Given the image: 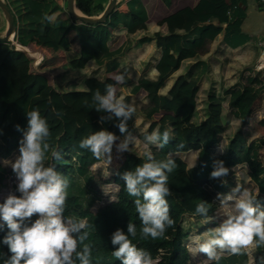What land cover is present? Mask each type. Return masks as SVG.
Here are the masks:
<instances>
[{
	"label": "trees",
	"instance_id": "16d2710c",
	"mask_svg": "<svg viewBox=\"0 0 264 264\" xmlns=\"http://www.w3.org/2000/svg\"><path fill=\"white\" fill-rule=\"evenodd\" d=\"M164 1L170 3V0ZM5 2L15 17V41L21 46L27 47L34 37L42 36L49 37L55 47L67 51L72 44L71 34H74L78 40L79 51L69 62L73 70H83L89 63L94 62L97 66L103 67L106 73L118 71L121 68L119 59L131 50L132 42L129 41L125 46H114L113 31L122 27L129 35H134L138 31L147 30L148 14L141 0L129 1L128 13L114 11L105 23L98 25H88L72 19L63 6V0H5ZM239 2L240 0H232L230 3L227 0H201L193 10L182 11L165 20L170 32L167 36L153 34L139 41L140 44H144L155 40L161 50V57L155 66L156 78L142 76L132 84L129 94L123 97L125 102L130 104L133 97L144 98L141 106H134L135 113L133 119L129 121V130L135 132L137 115L144 121H151L162 112L175 118L171 126L157 127L161 133L168 129L171 140L168 145L158 147L153 152L156 160H164L172 153L177 164L173 172L168 174L171 195L166 197L170 217L175 223L173 227L166 229L164 236L156 239L141 236V221L134 204L137 197L127 193L125 182L121 178L122 173L134 170L146 160L134 153L126 154L115 175V183L119 187L115 201L94 212L92 209L103 198V192L102 185L92 180L91 168L104 159L97 160L89 150L79 146H74L70 155L55 161L52 159L51 152L55 151L54 143L57 137L52 136L51 129L57 103L52 106L49 98L42 97L50 86L49 79L44 74L33 71V59L27 53L16 51L10 47V42L0 43V148L5 144L4 147L10 151L16 150L17 144L23 138L21 137L23 131L28 127L26 111L38 109L43 118L52 116V122H48L51 149L46 156L45 165H54L56 170L69 180L64 215L88 222L89 236L84 243L92 248L91 264H121L112 255L114 246L111 238L117 229H123L127 233L130 222L136 225L137 235L129 238L138 248L150 251L153 258L159 256L160 264H190L192 257L186 247L189 231L182 226L183 217L185 215L199 217L195 208L204 201H207L208 216H212L218 208L215 191L228 193L220 183L212 189L209 188L217 180L210 178L213 161L216 159L223 160L229 169L246 164L258 181L260 194L264 195V170L255 154L257 151L264 153V138L248 143L242 149L243 156H237L233 154L232 145L235 139L232 136L228 138L223 154L219 157L213 154V149L226 134L224 104H227L231 117L245 122L254 103L264 91V72L248 77L239 86L227 89L223 96L218 95L214 88L209 91L206 99L211 133L203 142L192 141L187 136L186 128L193 124L199 125L194 120L198 113L200 83L209 71L207 62L200 59L196 61L192 76H179L167 94L161 93L169 77L181 68L184 61L198 58L207 45L222 33V28L212 23H202L199 16L217 13L223 19L235 22L244 18ZM75 3L79 11L89 17H99L105 10L104 0H75ZM234 7L237 8L234 10ZM230 10H233L231 17L228 16ZM47 17H54L53 22L49 23ZM235 35L239 33L233 36ZM227 42L231 41L227 39ZM230 45L236 47L239 43ZM107 84H114L116 87V83L107 78L104 81L91 78L85 79L80 88L72 87L68 90L57 83L56 90L63 100L75 98L78 103L86 104L87 112L93 114L96 120L95 130L91 134L107 129L120 136L119 129L115 127L117 121L100 123V116L103 113L95 110L92 100L95 91ZM178 145L183 147L180 148ZM189 152L198 153V162L193 167H189L180 157L181 154ZM8 171V168L0 163V188L5 186ZM16 195L20 194L16 191ZM38 218V215H34L31 220L34 222ZM0 225H3L0 228V264H3L4 259L11 253L2 243L9 229L3 221H0ZM262 258L264 246H258L254 253L255 263L262 264ZM248 263L249 256L243 251L237 255L222 256L212 264ZM76 264H79V261Z\"/></svg>",
	"mask_w": 264,
	"mask_h": 264
},
{
	"label": "clouds",
	"instance_id": "9594fccd",
	"mask_svg": "<svg viewBox=\"0 0 264 264\" xmlns=\"http://www.w3.org/2000/svg\"><path fill=\"white\" fill-rule=\"evenodd\" d=\"M47 20L51 23L54 17H47ZM114 80L121 84L125 75L116 74ZM92 100L95 110L103 113L100 123L117 121L115 127L119 129L120 136L103 129L82 138L79 147L89 150L97 160L105 159L111 163L114 147L117 153L123 154L131 152L135 145L136 136L128 127L135 107L117 95L114 84H107L104 94L96 90ZM26 117L28 127L23 131L19 144L20 155L12 164L18 180L16 191L20 195L9 194L0 203V219L9 229L2 243L11 253L3 264H76L77 261L79 264H91L92 248L84 243L89 236L88 222L64 215L69 180L54 165H45L51 149L47 119L38 109L26 111ZM144 140L163 148L169 144L171 134L168 129L162 133L157 129L145 135ZM219 150L224 151L222 144ZM51 155L57 160L62 158L59 150L52 151ZM176 167L172 153L164 160H156L148 153L146 162L121 174L127 193L137 197L134 204L141 221L142 237H162L167 228L174 226L166 197L171 195L168 174ZM212 167L210 178L227 184L223 178L229 175L230 169L225 162L216 159ZM216 200L228 211L217 227L190 237L186 245L189 252L202 253L209 260L218 261L220 252L225 250L237 255L252 247L264 246V204L258 202L254 194L237 184L227 194L218 193ZM208 211L207 201L195 208L196 214L205 219ZM34 215L39 218L33 222L31 218ZM136 235L137 227L131 222L127 233L117 229L111 238L114 246L112 255L121 264H160L159 256L153 258L150 251L138 248L129 238Z\"/></svg>",
	"mask_w": 264,
	"mask_h": 264
},
{
	"label": "rangeland",
	"instance_id": "374dc122",
	"mask_svg": "<svg viewBox=\"0 0 264 264\" xmlns=\"http://www.w3.org/2000/svg\"><path fill=\"white\" fill-rule=\"evenodd\" d=\"M62 3L63 6L66 7V2H64V0ZM6 24L7 18L3 15L2 11H0V28L2 26L1 29H4L0 32V35L5 32ZM135 57H137V55ZM32 58H34V56H32ZM131 64L127 65L128 68H131V71L129 72V77H125L124 82L118 84V86L116 83L117 95L120 97H124L126 94H129L132 84L137 82L141 77V65L135 64V61H133ZM53 69L51 71L52 76L50 74L48 75L51 84L55 85L59 83L62 88H65L66 90L71 89L72 87L80 88L82 82L85 81L87 77H93L92 75L96 76L101 81H104L106 78V76H104L102 73L98 74L97 72H94V70L89 69L85 75H76L75 77H71V75H69L67 76L69 79H61L60 81L57 80L56 75L53 73L55 72L54 70L57 69ZM65 74L67 73H64L63 75L65 76ZM98 90L103 93L105 90V85L100 86ZM206 97V95H201L199 97L198 113L194 120V122L199 125L196 126L193 124L189 125L186 128L187 136L192 141L203 142L210 136L211 133V121L209 120L207 114ZM53 100L54 104L57 103V106L55 109V113L53 114L54 122L52 124L53 127L51 129V132L52 136L57 137L56 142L54 143L55 151L59 150L62 153V157H64L70 155L74 146H79V141L82 138L91 135V132L95 130L94 123H96V120L93 114H89L87 112L86 104L78 103L75 98H66L63 100L60 98V96H53ZM143 100V96L133 97L132 105L141 106ZM260 103H262L263 105H261L262 109L260 108L261 106L257 105L256 112L254 111V113H252V117H250V115V118L248 117L245 122H241L231 117L227 104H224V122L226 127V134L222 138L221 142L213 149V154L215 157H219L221 154L224 153V151L221 152L219 150V146L222 144V147L225 150L228 144V138L232 136H234L235 139L232 145V150L233 154L237 156H243L242 149L244 148V146H247L248 143L257 141L260 138H264V97L260 98ZM174 121L175 119L172 117V115L164 113L156 116L151 121L141 120V117L138 115L135 117L136 130L133 134L136 136V142L135 145L132 147V151L120 154L116 152L114 147L113 159L111 163L104 159L101 163L91 168V178L94 182L102 185L103 192V198L99 202H97V204L92 209L94 212H96L101 207L115 201L116 194L119 189L118 185L115 183V175L117 170L123 163L126 154L134 153L143 157L146 160L147 154L151 153L153 155V152L157 150L158 147L146 143L144 140L145 135L151 134L154 130L157 129L159 124H166L171 126ZM19 144H17V148L14 151H10V149L4 146L0 148V163L6 166L9 170L7 173V179L4 182L5 186L3 188H0V195H2L5 191H12V189L14 194L16 193L15 191L17 188V184L15 183V181H12L15 176V173L12 169V164L20 155ZM255 154L264 170V153L262 151H257L255 152ZM180 157L188 164L189 167L195 166L198 162L197 152L181 154ZM52 159L54 161L57 160L53 157ZM223 179L227 180V184H223L221 180H216L213 182L212 185H210L211 187L209 188L212 189V187L220 183L227 189V192L229 193L237 184H239L242 189H247L252 194H254L258 202L264 204V195L260 194L258 190V181L253 176L249 167L246 164H242L230 169L229 175ZM11 184L14 185L11 186ZM217 194L218 192L215 191V199L217 197ZM217 204L218 208L216 212L212 216H207V219L201 216L196 217L185 215L183 217L182 226L185 230L189 231V238L186 245L188 244L190 237L202 235L207 230L215 228L219 225L228 209L222 208L220 206L219 201H217ZM255 249L256 247H252L248 250H245L249 256L248 264H256L254 259ZM190 254L192 257L190 264H212L214 261H216L209 260L204 254L195 251L190 252ZM229 255H231V253L227 250L220 252V257Z\"/></svg>",
	"mask_w": 264,
	"mask_h": 264
},
{
	"label": "crops",
	"instance_id": "0c3cea01",
	"mask_svg": "<svg viewBox=\"0 0 264 264\" xmlns=\"http://www.w3.org/2000/svg\"><path fill=\"white\" fill-rule=\"evenodd\" d=\"M200 1L201 0H170V3L167 4L164 0H141L148 14L147 30L138 31L134 35H129L127 30L122 27L113 31L114 46H125L130 41L132 42V48L124 57L119 59L121 68L112 73H106L103 67L97 66L94 62L89 63L83 70H73L70 68L69 62L79 51L78 40L74 34H71L72 44L67 51L55 47L49 37L42 36L34 37L27 47L20 46L32 56H34V54L41 55V66L39 65L38 68L35 69L32 63V69L35 73H41L47 76L49 82L50 78L48 75H51L53 68L57 69L59 67L61 68L57 70L53 69L55 71L53 73L56 75L57 80L60 81L61 79H69L67 77L69 75H71V77L85 75L87 71L91 69L98 74L102 73L108 80L115 82L114 76L116 74H124L126 78L129 77L131 68H128L127 65L131 64L133 61H135V64L141 65V77L147 75L154 79L157 76L155 66L161 57V50L158 48L155 40L140 44V39L145 37L148 38L153 34L167 36L170 32L165 20L182 11L193 10ZM231 1L232 0H227L229 3ZM109 2L110 0H104L105 8ZM239 5L242 12H244V18L237 19L235 22L223 19L217 13H205L199 16L202 23H212L222 28V33L215 41L207 45L205 51L198 58L187 60L182 63L181 68L173 73L167 80L166 87L161 91L162 94H167L168 90L179 76H192L195 71V63L199 59L204 60L209 65V71L200 83L199 97L201 95L207 96L209 91L213 88L218 95L223 96L227 89L239 86L243 84L248 77L256 76L259 72H264V69L259 68V64L264 55V11L262 10V5L259 0H240ZM235 9L234 7V10ZM114 11H119L124 14L128 13L129 2L126 3L124 0H118ZM232 11L230 10L228 12L229 17H231ZM3 30L1 29L0 32ZM237 33H239V35L233 36ZM227 39L231 42H227ZM231 43H239V45L235 47L231 46ZM136 55L137 57H135ZM64 73L67 74L64 76ZM92 76L91 78H97L94 75ZM91 78L87 77L86 79ZM53 96L57 97L59 93L56 90V84L52 85L50 82L49 88L42 94V97L49 98L53 106ZM262 97H264V91L261 92L259 98L254 103L250 117H252L254 111L256 112V106L262 105V103H260V98ZM262 106L260 107L261 109ZM163 113L168 114L162 112L158 115ZM50 117L46 118L47 122H52V116ZM141 120L143 119L141 118ZM160 125L166 124H159V126ZM21 137H23V135ZM4 146L6 145L4 144Z\"/></svg>",
	"mask_w": 264,
	"mask_h": 264
},
{
	"label": "water",
	"instance_id": "95a60500",
	"mask_svg": "<svg viewBox=\"0 0 264 264\" xmlns=\"http://www.w3.org/2000/svg\"><path fill=\"white\" fill-rule=\"evenodd\" d=\"M117 3L118 0H110L104 12L99 17H89L82 14L81 12L80 14L77 13L76 9L78 8L76 7L75 0H67L66 9L70 14V16L72 17V19L81 21L88 25H98L105 23L107 21L108 17L114 12ZM0 9L7 18V28L5 32L2 35H0V43H8L13 40L14 35L16 34L15 17L4 0H0ZM14 181L15 180H13V182Z\"/></svg>",
	"mask_w": 264,
	"mask_h": 264
},
{
	"label": "built area",
	"instance_id": "2783aa9c",
	"mask_svg": "<svg viewBox=\"0 0 264 264\" xmlns=\"http://www.w3.org/2000/svg\"><path fill=\"white\" fill-rule=\"evenodd\" d=\"M126 3L127 2H129V1H131V0H124ZM260 1V3H261V5H262V10L264 11V0H259ZM235 8H237V7H235ZM10 47H13L16 51H21V52H25V53H27L30 57H32L28 52H26L18 43H17V41H15V39L13 38V40L10 42ZM32 59H34V62H33V66H34V68L36 69V68H38V66L40 65V63H41V61H42V58H37V57H34V58H32ZM264 61H262L261 60V63L259 64V68L260 69H264ZM13 180H16V176H14V178L12 179V181ZM14 185V184H13ZM12 184H11V186H13ZM12 191H13V189H12ZM0 221H1V219H0ZM3 221V220H2Z\"/></svg>",
	"mask_w": 264,
	"mask_h": 264
},
{
	"label": "bare ground",
	"instance_id": "6f19581e",
	"mask_svg": "<svg viewBox=\"0 0 264 264\" xmlns=\"http://www.w3.org/2000/svg\"><path fill=\"white\" fill-rule=\"evenodd\" d=\"M76 12L80 14V11L78 9H76ZM34 56H36L37 58L41 57V55H38V54H34ZM262 59H264V55H263ZM15 183L18 185V180L17 179L15 180ZM10 191H8V192L5 191L2 195H0V202L3 203L6 200V198L8 197L9 194H14L13 191H11V192Z\"/></svg>",
	"mask_w": 264,
	"mask_h": 264
}]
</instances>
